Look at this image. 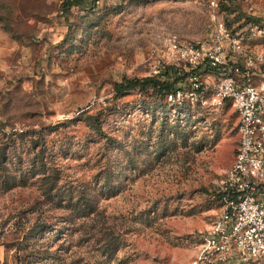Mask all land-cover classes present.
I'll return each instance as SVG.
<instances>
[{
  "label": "rangeland",
  "instance_id": "rangeland-1",
  "mask_svg": "<svg viewBox=\"0 0 264 264\" xmlns=\"http://www.w3.org/2000/svg\"><path fill=\"white\" fill-rule=\"evenodd\" d=\"M64 1L0 0V264H189L222 210L236 113L204 72L205 97L180 84L181 108L114 85L149 76L172 36L209 41L225 14L218 0ZM234 5L264 19V0Z\"/></svg>",
  "mask_w": 264,
  "mask_h": 264
},
{
  "label": "built area",
  "instance_id": "built-area-1",
  "mask_svg": "<svg viewBox=\"0 0 264 264\" xmlns=\"http://www.w3.org/2000/svg\"><path fill=\"white\" fill-rule=\"evenodd\" d=\"M260 39H264V19L250 20L234 30L219 20L205 43L168 38L165 60L156 61L149 75L176 67L178 74L185 75L182 84L190 88L189 95L201 100L205 88L198 78L207 70L204 73L214 79V102L229 101L237 116L235 158L217 190L222 210L199 239L189 264H264V74L260 85L253 82L255 70L264 66V49L252 45ZM183 89L167 93L165 101L181 108Z\"/></svg>",
  "mask_w": 264,
  "mask_h": 264
},
{
  "label": "trees",
  "instance_id": "trees-1",
  "mask_svg": "<svg viewBox=\"0 0 264 264\" xmlns=\"http://www.w3.org/2000/svg\"><path fill=\"white\" fill-rule=\"evenodd\" d=\"M235 0H218L217 6L219 10L225 14L226 20L225 23L228 28H230L234 23L237 24L236 26H242L246 22L250 21V18L247 20L243 19V15L239 12V9L234 5ZM81 7V8H94L95 7V0H65L62 2L61 10L68 11L71 7ZM244 22H241V20ZM241 22V23H240ZM234 30V28H233ZM264 39L257 40L253 42L254 45L263 44ZM261 66L260 68H263ZM259 68V69H260ZM258 69V68H257ZM178 68L169 66L166 67L165 70L156 76H145L143 78H135V79H124L122 82L115 83L114 88L116 91V95H121L126 91L138 89L143 91L145 89H152L156 91L158 95L163 96L164 102L166 95L169 92L174 91L179 85L183 83L184 76L178 74ZM204 72H207L205 70ZM200 90V89H199ZM198 90V91H199ZM94 125H97L94 123ZM97 131H100L98 126H95Z\"/></svg>",
  "mask_w": 264,
  "mask_h": 264
},
{
  "label": "crops",
  "instance_id": "crops-1",
  "mask_svg": "<svg viewBox=\"0 0 264 264\" xmlns=\"http://www.w3.org/2000/svg\"><path fill=\"white\" fill-rule=\"evenodd\" d=\"M262 46H264V43L263 44H258L257 48H261Z\"/></svg>",
  "mask_w": 264,
  "mask_h": 264
}]
</instances>
